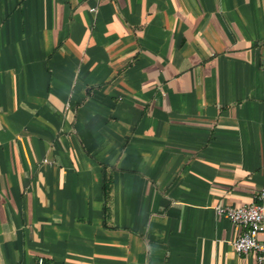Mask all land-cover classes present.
Segmentation results:
<instances>
[{
    "label": "crops",
    "instance_id": "0c3cea01",
    "mask_svg": "<svg viewBox=\"0 0 264 264\" xmlns=\"http://www.w3.org/2000/svg\"><path fill=\"white\" fill-rule=\"evenodd\" d=\"M263 186L264 0H0V264H257Z\"/></svg>",
    "mask_w": 264,
    "mask_h": 264
},
{
    "label": "built area",
    "instance_id": "2783aa9c",
    "mask_svg": "<svg viewBox=\"0 0 264 264\" xmlns=\"http://www.w3.org/2000/svg\"><path fill=\"white\" fill-rule=\"evenodd\" d=\"M258 199L261 201L239 206L218 205L215 209L219 216L226 217L245 229L233 242L236 253L254 254L257 264H264V239L260 238L264 234V186L259 191ZM38 264H44V259L40 258Z\"/></svg>",
    "mask_w": 264,
    "mask_h": 264
},
{
    "label": "trees",
    "instance_id": "16d2710c",
    "mask_svg": "<svg viewBox=\"0 0 264 264\" xmlns=\"http://www.w3.org/2000/svg\"><path fill=\"white\" fill-rule=\"evenodd\" d=\"M111 189H112V180L106 174V168H105L104 179H103V191H104V196H105L106 201H108V199L110 198ZM108 210H109V206L106 203V205H105V216H108Z\"/></svg>",
    "mask_w": 264,
    "mask_h": 264
}]
</instances>
